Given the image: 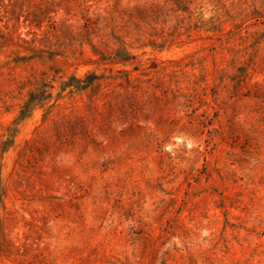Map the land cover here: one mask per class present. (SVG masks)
Masks as SVG:
<instances>
[{
  "label": "rangeland",
  "instance_id": "1",
  "mask_svg": "<svg viewBox=\"0 0 264 264\" xmlns=\"http://www.w3.org/2000/svg\"><path fill=\"white\" fill-rule=\"evenodd\" d=\"M0 264H264V0H0Z\"/></svg>",
  "mask_w": 264,
  "mask_h": 264
},
{
  "label": "trees",
  "instance_id": "2",
  "mask_svg": "<svg viewBox=\"0 0 264 264\" xmlns=\"http://www.w3.org/2000/svg\"><path fill=\"white\" fill-rule=\"evenodd\" d=\"M22 116H24V113H22Z\"/></svg>",
  "mask_w": 264,
  "mask_h": 264
}]
</instances>
